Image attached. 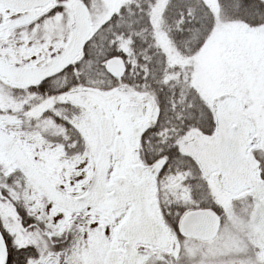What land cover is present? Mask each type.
<instances>
[{
	"label": "snow or ice",
	"instance_id": "6c2138e0",
	"mask_svg": "<svg viewBox=\"0 0 264 264\" xmlns=\"http://www.w3.org/2000/svg\"><path fill=\"white\" fill-rule=\"evenodd\" d=\"M0 264H264V0H0Z\"/></svg>",
	"mask_w": 264,
	"mask_h": 264
}]
</instances>
